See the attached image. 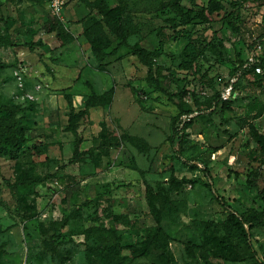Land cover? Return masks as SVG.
I'll return each mask as SVG.
<instances>
[{"label": "rangeland", "instance_id": "374dc122", "mask_svg": "<svg viewBox=\"0 0 264 264\" xmlns=\"http://www.w3.org/2000/svg\"><path fill=\"white\" fill-rule=\"evenodd\" d=\"M126 1L134 25L128 43L160 53L165 95L146 83L147 69L127 48L100 63L82 48L55 49L58 36L78 41L89 11L75 8L59 22L47 0H0V118L23 124L29 137L14 158L0 156V264H101L91 249L115 243L124 264H264V226L248 231L258 262L245 245L227 241L220 226L230 210L246 216L264 208L258 191L246 183L258 163L247 157L255 145L239 126L251 100L264 104V82L244 76L229 109L212 105L239 61L246 67V43L264 31V0H223L225 10L212 14L211 24L186 27L171 26L173 16L162 7L172 0ZM233 4L241 7L239 33L223 20ZM188 37L211 42L199 72L179 66ZM112 87L103 115L84 116L79 124L80 149L91 152L67 165L74 137L65 131V97L80 110L90 95ZM174 103L194 113L180 146L170 140L171 119L178 113ZM254 123L264 134V115ZM102 130L117 139L123 133L139 137L148 152L125 139L106 149ZM256 183L264 189V167ZM150 193L157 194L159 226L148 205Z\"/></svg>", "mask_w": 264, "mask_h": 264}, {"label": "trees", "instance_id": "16d2710c", "mask_svg": "<svg viewBox=\"0 0 264 264\" xmlns=\"http://www.w3.org/2000/svg\"><path fill=\"white\" fill-rule=\"evenodd\" d=\"M79 1L82 2L89 11L82 37L89 45L91 54L95 60L100 63L106 58L116 56L122 47L127 48L130 51V54L137 59L139 64L147 69L146 83L153 86L154 91L164 94L160 88V79L164 76L163 72L165 68L156 61L160 53L157 54L149 51L138 43H134L132 45L128 43V32L134 28V25L130 15L127 13V1L116 0L117 4L114 7H109L107 0H94L92 2L87 0ZM181 1L182 0H172L170 3L162 7L169 9L168 12L172 14L173 19L178 20V23H176L173 19L170 20L172 27H177V25L186 27L196 21L211 24L212 14L225 10L223 0H209L206 6H198L193 3V0H190L192 6L186 9L181 5ZM230 6L232 7V10L223 17V20L227 22V25L234 32H242L241 29L243 28L244 23L241 18V7L236 4ZM92 12H95L99 19H93V15L91 14ZM60 26L63 27L61 24ZM187 33L190 37L191 34H189V32ZM58 37L60 39L58 47H65L73 41V38L70 35H65L63 38H60V36ZM189 37L181 50V54L184 58L181 59L179 66L184 69L194 66L196 72H199V60L211 46V42H201L196 38ZM263 39L264 31L255 39L248 41L246 43V47L249 52H252L255 45ZM115 42L117 43L113 46ZM243 65L244 62L239 61V65L231 77H238V80L235 83L236 90L239 88L240 79L244 76H247L249 80L251 79L252 83L260 84L264 82V76L256 75L251 68H243ZM260 65L264 68L263 61ZM226 84L228 85L229 82ZM113 92L114 88L112 87L109 91H105L101 95H90V97L85 101L84 107L80 110L74 109L71 101L68 100V97H65L68 107V118L65 131L71 133L74 137L73 153L72 157L67 162V165H74L79 161H82L84 156H86L88 152H91V149L87 151H82L80 149L83 141L81 135L79 134L80 121L84 116L87 117L89 115L88 113L91 108L109 105L113 97ZM230 102V100H223L221 98V92L216 93L212 98L213 107L221 103L223 108L229 109ZM174 104L178 109V113L171 119L172 133L170 140L171 142L176 140L178 142L177 145L180 146L181 141L185 137L187 124L193 122L192 119L194 118V113L190 110L183 109V107L178 103ZM262 115H264V104L258 99H253L245 106L244 114L239 118V126L248 130L250 139L255 145V148L248 153L247 157L250 161L258 163V167L248 173L246 183L249 188L256 189L258 191V196L264 206V189H258L256 183V180L260 177V170L264 167V134L258 130L254 123V120ZM183 117H186L187 120H182ZM27 132L28 130L23 126V124H15V122L10 121L7 118H0V156L10 155L14 158L21 146L29 144ZM123 134L119 139H117L113 138L106 130H102L100 136L105 140V142L101 144L104 145L106 149L112 146L118 147L119 142H122L125 139V141H129L132 145H134L139 152H148L149 146L143 139L125 133ZM177 151H179V149ZM156 199L157 194L150 193V195H148L150 212L155 223L159 226L161 222V214L160 210L155 206ZM218 201L222 206H224V208L229 209L222 199H218ZM65 223L66 221L63 222V224ZM220 226L227 241H235L245 245L251 252L254 260L258 262L256 253L250 242L251 236L248 231L254 226H264V208L261 213H250L246 216H241L230 210L227 217L220 223ZM121 248V246L115 243L109 246L100 245L91 249V251L93 252V255L99 259V263L101 264H124V262L117 257ZM186 250L188 255L191 258H194L190 248L187 247Z\"/></svg>", "mask_w": 264, "mask_h": 264}, {"label": "built area", "instance_id": "2783aa9c", "mask_svg": "<svg viewBox=\"0 0 264 264\" xmlns=\"http://www.w3.org/2000/svg\"><path fill=\"white\" fill-rule=\"evenodd\" d=\"M66 3L67 0H48L49 11L59 22H63V12ZM247 60L245 68H251L256 75L264 76V68L260 65L262 61L264 62V39L255 45ZM237 80L238 77H233L229 80V84L221 92L223 100L235 99L238 94L235 89ZM19 81H21L20 78Z\"/></svg>", "mask_w": 264, "mask_h": 264}, {"label": "crops", "instance_id": "0c3cea01", "mask_svg": "<svg viewBox=\"0 0 264 264\" xmlns=\"http://www.w3.org/2000/svg\"><path fill=\"white\" fill-rule=\"evenodd\" d=\"M78 0H73L72 2H70L69 4H67L66 3V5H65V8H64V12H63V18L65 19V16H66V14L68 15V13L69 14H71L72 12H75L74 10H75V8H77V10H79V12H80V14H86L87 13V11H88V9L86 8V6L82 3V2H78L79 3V5H77L76 4V2H77ZM69 2V1H68ZM47 3H48V0H47ZM75 5H76V7H75ZM72 8V9H71ZM70 9L72 10V11H70ZM84 15H81V17L82 16H84ZM80 17V16H79ZM78 38V41H74L73 43H71V44H68L67 45V48L68 49H74V48H77V50L79 51L81 48H82V50L83 51H85V52H87V53H91V51H90V47H89V45L87 44V42L83 39V37H82V35H81V37H77ZM55 49L56 50H59V51H63V50H61V49H65V48H62V47H58V45L55 47ZM67 50V49H66ZM59 51H57L58 53H59ZM74 51V50H73ZM57 53V54H58ZM59 55V54H58ZM65 59H60L58 62H60V61H64ZM71 62H72V64H75L74 63V61H73V58L71 57V59H69ZM92 63V62H91ZM93 64V63H92ZM144 67V66H143ZM68 89V88H67ZM69 90V89H68ZM70 93H72L73 92V90L72 89H70V91H69ZM62 99H63V97H61ZM74 107H81V105H76V104H74ZM55 110V109H54ZM56 111V110H55ZM89 115H88V118H90V119H98L99 118V116H102L103 115V113H102V107H100V106H97V107H93V108H91L90 110H89V113H88ZM73 136V135H72ZM73 141H74V139H73ZM73 141H72V143H71V145H73ZM82 143H83V141H82ZM82 145V144H81Z\"/></svg>", "mask_w": 264, "mask_h": 264}]
</instances>
